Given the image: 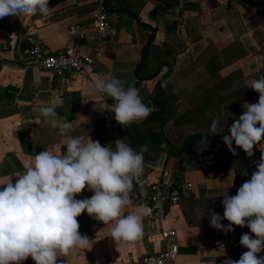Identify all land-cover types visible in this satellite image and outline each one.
<instances>
[{"label":"crops","instance_id":"0c3cea01","mask_svg":"<svg viewBox=\"0 0 264 264\" xmlns=\"http://www.w3.org/2000/svg\"><path fill=\"white\" fill-rule=\"evenodd\" d=\"M95 3L49 0L46 15L0 18V182L15 183L23 163L47 147L63 154L67 136L90 137L112 148L116 140H124L143 153L152 181L162 174L167 182L175 181L184 164V179L192 189L182 194L164 221L145 217L143 235L126 244L111 237L110 223L82 212L76 218L78 231L92 242L87 249L61 254L58 264H138L142 255L165 249L178 251V264H226L229 258L238 259L247 251L239 243L241 235L255 234L247 224L233 225L232 231L216 229L209 218L210 213L223 216L222 193L235 195L237 176L239 188L260 161L261 151L255 146L253 155L258 151V156L251 161L253 155L234 141L236 154L230 152L222 137L230 135L229 127L246 110L245 102L258 101L259 93L247 84L264 74V0H170L171 9L164 13L157 10L166 0H109L110 27L99 44ZM30 32H37L51 52L73 43L94 61L68 75L28 66L22 49ZM140 72L155 76L141 80ZM101 77H117L125 86H136L157 117L119 124L107 108L112 98L93 89L94 80ZM50 104L56 105L58 118L73 124L67 133L62 135L38 113L39 106ZM213 118L219 120L216 132L209 131ZM153 132H162L165 140L140 141ZM146 141L165 152L161 168L140 148ZM185 144L184 156L178 155ZM189 146L202 157L189 159ZM149 193V187L134 188L129 193L133 205L122 214L137 204L147 205ZM92 194L86 187L76 198ZM171 230L175 236L162 235ZM257 255L264 256V249ZM20 264L35 261L28 257Z\"/></svg>","mask_w":264,"mask_h":264},{"label":"clouds","instance_id":"9594fccd","mask_svg":"<svg viewBox=\"0 0 264 264\" xmlns=\"http://www.w3.org/2000/svg\"><path fill=\"white\" fill-rule=\"evenodd\" d=\"M49 0H0V18L21 19L37 13L46 15ZM247 87L259 93L256 103L245 102L246 109L229 127L230 135L222 137L230 152L236 154L233 141L253 155V146L264 140V74L248 82ZM93 89L114 101L108 109L122 126L145 119L151 108L139 94V89L117 77L94 80ZM59 103V102H57ZM55 104L41 105L38 113L52 128L63 135L73 124L57 117ZM219 120L213 118L209 131L216 132ZM222 132V131H221ZM65 151L53 149L35 153L23 163V171L11 180L0 182V264H20L31 257L35 264H58L57 257L74 249H87L92 242L81 234L76 219L82 212L104 224H111V237L128 243L143 235V220L152 213L146 204L133 205L129 196L136 180L144 171L143 153L124 140L115 147L83 136H67ZM259 147V146H258ZM250 179L237 189L235 195L223 192V216L210 213L212 227L232 231L233 225L250 229L241 235L239 243L247 251L226 264H264V149ZM87 190L90 197L77 199L76 194ZM222 219L230 223L224 225Z\"/></svg>","mask_w":264,"mask_h":264},{"label":"built area","instance_id":"2783aa9c","mask_svg":"<svg viewBox=\"0 0 264 264\" xmlns=\"http://www.w3.org/2000/svg\"><path fill=\"white\" fill-rule=\"evenodd\" d=\"M110 19L111 14L107 8V0H96L93 21L98 32V44L102 41V35L110 27ZM25 43L22 54L28 66H36L61 75L71 74L77 69L87 67L94 61L92 55L80 52L73 43L66 45L59 51H49L37 32L27 33ZM98 49L99 46L94 48L95 51H98ZM184 173V164H182L179 177L175 181L167 182L166 174H162L161 178L154 182L144 162V171L134 180L133 189L138 186L150 188L147 205L152 208V213L148 216L149 219L159 222L164 221L167 218L169 209L179 203L182 194L192 189L191 182L184 179ZM162 235L169 238L175 236L176 231H163ZM178 256L177 250L165 249L157 253L142 255L138 260V264H178Z\"/></svg>","mask_w":264,"mask_h":264},{"label":"water","instance_id":"95a60500","mask_svg":"<svg viewBox=\"0 0 264 264\" xmlns=\"http://www.w3.org/2000/svg\"><path fill=\"white\" fill-rule=\"evenodd\" d=\"M169 4H170V0H166L165 5L160 6L159 9L157 10V13H164V12H167L168 10H170L171 7H170ZM177 10H179L178 7H177ZM76 42L81 43L82 41H81V39H77ZM173 105H174V100H172L171 109H170V112H169L167 118H169L170 115H171V112H172V109H173ZM136 122H140V121H136ZM139 146L142 149V151L145 153V155L147 156L148 161L149 160H157V166L159 168H161L163 166L164 161H165V152L164 151H158V150H156L153 147L151 141H146L144 143H141ZM185 148H186V144L183 146V149L181 151H178L177 152V154L180 155V156H184V154H185ZM257 156H258V151L255 152V154L253 155V157H251L250 160L253 161L255 158H257ZM238 172H240V171H238ZM238 180H239V177L237 176V178H236V184H235L236 191L238 189Z\"/></svg>","mask_w":264,"mask_h":264},{"label":"trees","instance_id":"16d2710c","mask_svg":"<svg viewBox=\"0 0 264 264\" xmlns=\"http://www.w3.org/2000/svg\"><path fill=\"white\" fill-rule=\"evenodd\" d=\"M108 2H109V0H107V8H108V10H109ZM109 12H110V11H109ZM151 40H152V39H151ZM154 76H155L154 73H152V74H142V72H140V79H141V80H143V79H151V78H153ZM168 110H169V109H168ZM168 110L166 109V114H164L163 116H160V117H159V120H160L161 122H163V121L165 120L166 115H167V113H168ZM155 117H157V114H156L155 112H151L146 118H147L148 121H151V120H153ZM161 136H162V132H156V133L153 132V133H150V134H149V137H143V138H141L140 141L144 140L145 138L152 139L153 141H156V140L162 141V139L165 140V139H164L163 137H161ZM210 136H215V135H210ZM215 138H218V137L215 136ZM168 144H169L170 147L172 146V145H170V143H168ZM254 146H255L258 150H260L259 147H260V148H264V142H258V145H254ZM258 146H259V147H258ZM186 152H187V155H188L189 159H192V160H194V159H198V158L202 157V155H203L201 152L195 150L194 148H192V147H190V146L187 148ZM219 204L222 205L221 202H219ZM222 206H223V205H222Z\"/></svg>","mask_w":264,"mask_h":264}]
</instances>
